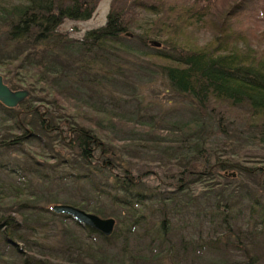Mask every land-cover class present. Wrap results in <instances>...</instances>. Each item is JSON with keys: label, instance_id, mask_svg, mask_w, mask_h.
I'll return each instance as SVG.
<instances>
[{"label": "trees", "instance_id": "obj_1", "mask_svg": "<svg viewBox=\"0 0 264 264\" xmlns=\"http://www.w3.org/2000/svg\"><path fill=\"white\" fill-rule=\"evenodd\" d=\"M101 1L0 0L3 36L15 45V50L0 60L7 66L6 82L14 90L30 91L21 103L22 112L0 102L6 111L0 127L3 130L0 155L5 150L22 151L25 157L22 175L30 173L44 178L56 175L61 179L87 181L95 195L109 196L118 208L129 210L122 215V220L127 218L125 235L119 234L117 225L110 237L85 226L89 236L96 234L108 242L114 239L112 244L119 240L124 243L119 258L113 260L106 247L93 249L95 245L89 244V253L82 252L96 258L94 251L99 250L97 264H139L127 250V237L138 225L150 231L154 228L161 243L167 240L171 243L175 238L186 244L185 236L168 233L166 228H171L166 223L172 221L168 208L179 200L185 203L186 197L193 200L190 187L195 184L204 185L207 193L214 195L215 213L206 218L219 232L223 231L214 240L189 239L191 249L182 250V258L208 249L223 255L235 247L245 260L230 264H264V157L243 155L239 145L243 141L244 147L264 148V47L258 43L255 31L256 21L264 11V0H111L105 25L89 30L78 40L60 32L67 20H90ZM203 32L210 39L200 43ZM128 33L145 48L139 50L141 58L158 68L171 88L189 100L198 112L194 119L167 129L165 135L161 129L147 126L149 140L142 142L143 146L159 147V156L166 154L170 160L169 170L158 163L162 172L144 167L137 173L133 165H125V158L116 155L118 145L112 131L116 133L125 126L135 128L132 131L135 134L138 126L103 105L74 97L73 81L63 73L64 67H73L69 57H75L76 42L82 52L96 54L95 49L101 50L109 58L116 50L134 52L121 41ZM151 40L162 42V46H153ZM106 47L110 51L105 52ZM49 57L59 61L63 68L52 62L47 64ZM39 95L43 97L38 101ZM131 142L140 144L136 139ZM109 153L111 157L107 156ZM56 168L61 173L56 174ZM234 171L238 178L229 175ZM101 175L105 178L101 179ZM148 177L155 178L157 183L147 184ZM239 178L247 179L253 186ZM236 181L241 183L232 190ZM12 188L16 194L9 197L0 186V238L16 249L20 242L28 245L27 252L17 249L23 264H87L79 259L61 260L49 247L47 250L27 232L20 231V223L45 224L41 215L44 208L21 186ZM239 198L246 199L251 210L249 221L243 225L242 208L236 204ZM50 201L54 205L59 203L56 198ZM64 203L89 209L101 217L120 219L86 200ZM53 204L45 209L56 216L72 218L56 214ZM34 209L39 210L38 214ZM155 209L160 213H154L153 218ZM161 254L157 253L156 258H161ZM198 264H226V261L201 259Z\"/></svg>", "mask_w": 264, "mask_h": 264}, {"label": "rangeland", "instance_id": "obj_2", "mask_svg": "<svg viewBox=\"0 0 264 264\" xmlns=\"http://www.w3.org/2000/svg\"><path fill=\"white\" fill-rule=\"evenodd\" d=\"M104 1L108 3V9L105 12L101 8ZM110 1L102 0L97 11L88 21H65L60 28V32L68 34L74 40H78L84 38L89 30L105 25L110 9ZM256 24L255 31L259 36V38L256 37L257 41L264 47V35L262 34L264 33V11L261 12ZM3 31L4 29L0 26V60L15 50V45L8 43L4 38ZM208 39H210V35L207 33L203 32L200 34V43H204ZM121 41L129 45L134 52L116 50L115 54H109L111 57L108 58V54L101 50L95 49L97 55L94 52H82L78 42H76L75 46L77 47H74L75 57L74 59L73 56L69 57L73 62V67L70 69L64 67L65 72L63 73L73 81L74 97L103 105L115 111L130 124L138 126L135 134L132 132L135 128L125 126H121L124 128L123 130L121 128L117 129L116 133L112 131V135L117 139L118 151L116 155L117 157L123 156L125 158V165H133L135 167L134 171L137 173L143 171L144 167L162 172V168L161 166L158 167V163L165 165L164 168L169 170L171 168L170 160L166 159V154L165 157L159 156L161 153L159 147L154 145L149 147L143 146L142 142L149 140L147 126L159 128L161 129V133L165 135V132L168 131L167 129L175 128V126H179L197 117V109L189 100L183 98L171 88L168 79L158 68L149 65L141 58L139 50L145 48L138 40L133 39V36H126L125 38H121ZM146 50L149 51L150 48ZM108 51L110 50L106 47L105 52ZM37 57L41 61V53L37 54ZM47 60V64L52 62L55 66L63 68L62 65L58 64L59 61H55L50 57ZM6 67L0 62V74L4 76L5 82ZM34 97L36 98V95ZM41 97L43 96L39 95L37 100L39 101ZM20 108L14 109L20 111ZM5 117L6 111L2 110L0 106V127ZM142 123L145 126H141ZM132 133L133 135H131ZM131 139L140 140V144H133ZM245 144L243 141L239 142L242 148L240 152L243 155L264 157L263 147L256 145H246L244 147ZM107 156L111 157L110 153ZM24 159V152L22 151L5 150L0 155V186L5 188L9 197L16 194L12 188L13 186H21L24 189L23 191L32 200L44 208L41 215L46 222L45 224L30 222V226H24V224L20 223L18 224L20 231L27 232L31 239L37 241L39 245L47 247V250L49 247L52 254L66 262L71 259L77 262L79 259L82 263L97 264L99 262V250H93L98 255L96 258H90L83 254V252L89 253V244L95 245L93 249L101 248V246L106 247V253L111 260L119 258L118 253L122 250L124 244L122 240L112 244L114 239L108 242L96 234H90L91 236H89L85 226L78 224L73 217L56 216L45 208L53 204L50 201L53 198L58 200L59 203L57 204H64L65 201L80 203L84 200L92 206L99 204L104 208V213L107 215L117 214L120 217L118 220L116 217L111 216V218L116 219L118 231H121L119 234L122 235H125L127 230V228L125 229L127 218L123 217L122 220V215L123 213H128L129 210L118 208L109 196L103 195L98 197L95 195V192L87 181L79 182L73 178L61 179L60 177L57 178L56 175L49 178L30 173L22 175L21 165L22 162L25 163ZM1 163H5V165L2 166ZM51 163H54V161ZM43 165H46L47 168L49 167L47 164ZM11 168H16L18 171H11ZM56 169L58 170L56 174L61 173L58 168ZM104 178L101 175V179ZM234 178H238V174ZM145 181L150 185L157 183L153 177H148ZM240 181L253 186L251 182H246L247 179H240ZM240 181L238 182L241 183ZM238 182L236 181L232 185V190L236 188ZM190 189H192L191 194L194 195L192 197L193 200L186 197L185 203L179 200L178 203L170 205L168 217L172 221L166 223L171 228V230L168 227L166 228L168 229V233L172 232L173 235L180 234L185 236L188 244L187 242L186 244H181L175 238V242L171 243L162 238L165 242L161 243V239L158 238L154 228L151 227L152 231H150V229L143 228L141 225L135 226V230L127 237V250L128 254L136 258V262H139V264H198L201 259L205 261L224 259L226 264H230L231 262H242L245 260L242 253L236 251L235 247L230 248L229 252L223 253V255L222 253L208 249L206 252H192L190 253L191 256L182 258L181 251L186 248L191 249L189 239H192L194 242L214 240L218 239L220 233L223 231L221 229L219 232L206 218V215L211 216L215 213L212 212L214 209L212 207L215 200L214 195L207 193L202 184L191 185ZM169 191L167 194H170ZM244 200L242 201L239 198L236 203L242 208V225L246 221H249L251 215V210L247 208L248 201ZM230 204H232L231 201ZM34 210L38 214L39 210ZM87 211L91 212L89 209ZM156 212L160 213L155 209L151 217L154 218V213ZM102 217L109 218L110 216ZM29 243H31V240ZM16 247L23 252L28 251V245L23 242H20ZM39 247L37 249H42ZM77 247L82 249L78 251ZM169 247L170 251L168 250ZM17 249L0 238V264H23L19 255L20 252ZM164 250L167 253H164ZM102 251L105 252L104 250ZM157 253H163L161 254V258H156Z\"/></svg>", "mask_w": 264, "mask_h": 264}, {"label": "water", "instance_id": "obj_3", "mask_svg": "<svg viewBox=\"0 0 264 264\" xmlns=\"http://www.w3.org/2000/svg\"><path fill=\"white\" fill-rule=\"evenodd\" d=\"M131 36V33L127 34ZM150 43L155 47H161L162 42L151 40ZM30 91L27 89L14 90L5 82L4 76L0 74V102L8 108H19L29 97ZM22 112V111H20ZM230 176L235 177L236 173H230ZM53 211L58 214H66L72 216L78 223L83 226H88L105 237L113 235L116 227L115 218H103L92 212H88L80 207L72 204H55L52 207Z\"/></svg>", "mask_w": 264, "mask_h": 264}, {"label": "bare ground", "instance_id": "obj_4", "mask_svg": "<svg viewBox=\"0 0 264 264\" xmlns=\"http://www.w3.org/2000/svg\"><path fill=\"white\" fill-rule=\"evenodd\" d=\"M110 1V0H109ZM111 2V1H110ZM102 9H103V12H105V10L106 9H108V3H106V1H104V3L102 4V7H101ZM109 8H110V6H109ZM98 9V8H97ZM97 11V10H96Z\"/></svg>", "mask_w": 264, "mask_h": 264}]
</instances>
